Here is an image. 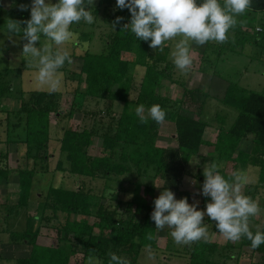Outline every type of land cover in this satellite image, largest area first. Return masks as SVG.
<instances>
[{"label": "trees", "instance_id": "trees-1", "mask_svg": "<svg viewBox=\"0 0 264 264\" xmlns=\"http://www.w3.org/2000/svg\"><path fill=\"white\" fill-rule=\"evenodd\" d=\"M200 2L202 0H197V3ZM220 2L223 4L222 0ZM112 3L113 0H101L97 9L105 5L108 7ZM2 4L0 0V10ZM260 12H264V0H252L251 7L237 18V25L229 31V38L233 34V41L228 43V39L223 44L219 43V46L214 44L213 48L218 52L224 53L227 50L241 54L246 45L264 47V20L257 17ZM115 29L107 36L106 48L102 53H91L88 49L81 54L76 51L71 53L72 60H82L79 83L86 86L84 92L78 89L74 93V100L80 96L89 101L107 100L124 104L123 113L115 115L110 125V130L114 129V135L99 138V144H96L97 137L92 128L81 131L65 128L58 138L60 152L68 163L67 170L82 182L77 189L49 187L39 191L35 183L38 181V174L49 171V161L53 157L50 153L53 119H71L78 109L64 112L63 95L59 91L51 94L48 91H32L27 96L22 92L20 109H6L2 106L1 99L10 93L11 85L3 79L0 71V143H15L19 150L25 151L16 169L9 165L8 152H0V189L2 184L9 182L11 174L17 172L19 207L11 208L12 211L25 212L26 226L13 239L16 244L21 242L32 248L28 258L13 260L0 257L6 264H70L78 254L83 255L84 261L89 256H95L102 264H109L111 253L128 260L129 264H147L140 260L142 253L147 249L159 248L158 230L151 219L154 206L150 202L138 204V198H133L128 203V212L120 214L117 208L109 209L107 204L119 199L122 189L119 188L108 198L104 192L97 190L94 181L100 179L105 186L116 182L122 188L127 185L144 186L148 197L154 196L158 190L156 184L161 181L162 191L167 188L176 194V199L187 197L189 201L191 193L181 189L187 177L204 182L205 178L198 167L196 172L188 168L203 146L213 150L216 154L214 160L225 164L220 173L226 178L235 170L247 171L251 167L259 169V184L247 185L245 195L255 200L259 189L264 187V90L258 92L241 88L214 71V78L222 83L216 85L217 88L225 89L220 103L236 109L238 116L230 127L223 125L218 130L215 141H208L205 139V133L210 128L207 119L191 110L194 102H201V92L185 89L187 91L181 100L160 95L158 88L160 82L167 78L169 65L160 64L162 58L158 50L153 52L149 46L150 41L139 40L130 30L125 35L121 34L119 24ZM129 56L132 57L128 58ZM204 62H207L208 70L213 65L206 55ZM70 66L66 62L61 71L68 72ZM138 68L145 69L139 85L135 78ZM136 89L137 98L132 100L131 93ZM187 97L191 104L187 102ZM141 104L146 110L156 104L165 110L164 122H172L176 126L177 148L157 145L163 124H157L151 119L147 123H140L135 109L130 110V105L137 107ZM200 107L202 111L203 102ZM246 139L253 141L250 152L241 149V143ZM93 149L94 153H91ZM58 166L64 170L62 161ZM210 199L204 196L203 202ZM1 200L0 192L2 206ZM119 203V207L124 204L122 201ZM136 204L135 212L132 213V205ZM142 211H146V216L140 223L137 221V213ZM91 218L94 219L93 223L90 222ZM35 221H39L41 229L46 227L57 232V247L37 243L41 229L33 230L31 224ZM204 221L213 224L212 232L220 235L215 221L207 216ZM250 230L254 234L259 231L253 228ZM149 235L152 237L150 240ZM72 236L78 241H74ZM241 239L240 254L254 256L255 264H264V244L253 249L248 239ZM172 243L174 242H169L167 248H171ZM186 247L191 249L188 251L189 264H222L232 260V252L237 249L230 242L221 245L211 239L209 242L198 241L193 246Z\"/></svg>", "mask_w": 264, "mask_h": 264}, {"label": "rangeland", "instance_id": "rangeland-1", "mask_svg": "<svg viewBox=\"0 0 264 264\" xmlns=\"http://www.w3.org/2000/svg\"><path fill=\"white\" fill-rule=\"evenodd\" d=\"M100 1L101 0H94L91 9L95 17L93 24L89 25L86 22L81 21L79 24L72 25L71 30L76 33V42L67 46L71 53L76 51L78 54H81L86 49H88L91 53H102L106 48L107 36L116 30L112 27L115 17H120L121 15L123 17V20L119 23V31L121 34L125 35L128 31L123 28L125 24L130 23L131 14L129 10L127 8L123 10L117 8L116 0H113L114 3L108 7L104 4L105 6L97 9L100 5ZM31 2L32 0H2V8L4 9L2 10V16L0 17V71L3 79L11 85V91L9 94L2 97L1 104L4 108L11 111L20 109L22 101L20 95L22 92L27 96V94L32 91H48L47 89L37 88L33 84V73L35 69L28 68L25 57L22 56L23 44L26 43V41L22 39L23 33L21 32L19 35H9L5 31L4 27L8 19L16 21H25L30 19V8L28 11H21L19 6L21 4L30 6ZM45 2L56 3L57 0H45ZM23 27H26V25L21 24V28ZM244 30H246V28H244ZM178 39L179 38L174 41L165 42L164 50L162 52L159 49H156L158 50L160 58H162V62L160 64L162 66L169 65L170 67L166 71L167 78L165 77V79L160 82L158 93L173 100H181L187 91H185V89H196L201 92L200 101L203 102L202 111L200 107L201 102H194L195 104L193 107L191 108L189 106V108H191L196 115L201 114L207 119L210 128H208L205 133V139L208 141H215L218 130L223 125L230 127L235 122L238 116V111L220 103V100L224 97L225 89L217 88L216 85L222 83H220L217 78H214V71H217L219 76L226 78L231 83L237 84L241 88L258 92L263 91L264 65L261 63V60L256 58L259 53H261V48L253 46V52L251 54L250 52L252 50L249 51L248 49L245 54H235L231 51L228 52L227 50L223 53L218 52L217 49L213 48L219 44L214 41H209L202 46L195 44V42H190L193 55V65L187 75H183L178 69H176L170 58V52ZM229 39L228 43L233 41V34ZM43 40L44 37H41V42H43ZM37 46H40L39 42L37 43ZM152 50L153 52L156 51L154 49ZM203 52L213 63L209 70L206 69L208 66L206 65L207 62H204L205 55ZM131 57L132 56H129L128 58ZM81 69L82 60L75 58L69 68V71L63 72V83L61 89L59 90V92L63 95L62 109H64V112H70L73 108L78 110L71 119L65 118L61 121L53 119V141L50 145V153L53 154V157L49 161V171L43 174L40 173L37 176L38 181L35 183V186L38 187L37 190L39 191L47 190L49 187L77 189V187L82 184L78 176L69 173L67 170L68 163L65 160L64 155L60 152V143L58 138H60L63 134V130L65 128L77 129L80 131L84 128H92L94 129L97 137L96 144H99V138H102L105 135H114V129L110 130L113 117L115 115H121L124 111V104L119 102H110L107 100H101L100 102L89 101L80 96L74 100V93L79 91L78 89H80V92H84L86 87L84 83H79ZM144 72V68H138L136 72L135 78L138 85L143 79ZM137 95L138 90L136 89L131 93V99L135 100ZM187 102L191 104L188 97ZM133 109H136V106L130 105V110ZM145 114H147L146 109ZM175 135V124L172 122H164L160 129L157 145L163 148H177L178 145ZM247 145L250 144L247 143ZM0 152H8L9 165L13 169L18 167L19 159L25 154V151L19 150L18 145L15 143L10 145L0 143ZM91 153H94V149ZM214 159H216V154L213 150H210L208 146H203L199 152V156H195L192 159L188 168L192 172H196L199 168L200 174L203 176L204 166L210 162H215L218 166V171L221 172L224 169L225 164ZM61 161L63 162L64 170L59 169L58 165ZM250 170L252 171L250 174L252 183L249 185H258L260 182L259 169L257 167H251L247 172L248 174ZM191 180L194 181L193 184ZM100 181V179L94 181V185L96 184L97 190L101 193L104 192L105 196L108 198L117 192L119 188L122 189L118 196L119 199L113 200L110 203L107 202V207L109 209L117 208L120 214H126L128 212V203H131L133 198H138V204L150 202L152 206H154V200L159 196V194L157 193L156 195L155 192L154 196L148 197V194L144 190V186L136 187L135 185H127V188H122L123 186L120 183L111 182L105 186V184ZM199 184V180H193L187 177L181 190L191 193V197L188 201L189 204L197 203V210H205L206 204L209 203V201L204 203V196L202 194H198L202 193L201 189L197 190ZM162 185L163 182L161 181H158L156 184L160 193L162 192ZM16 186H19V176L17 172L11 174L9 183L7 182L2 184L0 189L2 196L1 202L3 203L2 206L0 205V257L13 260L28 258L31 256L32 252V248L30 246L24 245L19 241H17L19 243L16 244V241L13 239L15 234H19L26 226L24 225L25 212L23 210L18 212H16V210L12 211L13 207H16L17 209L19 207V189ZM243 191L245 193L246 187ZM258 192L259 193L256 198L261 211L258 216L250 218L249 226L255 230L263 231L264 189H259ZM176 197L177 196L175 194V198ZM120 201L124 203L121 207H119ZM136 207L137 204L132 205V213L135 212ZM137 215V221L141 223L146 216V211L137 213ZM90 222L93 223L94 219L91 218ZM33 224H31V227L33 226L34 231L41 227L39 221H35ZM204 224L207 225L211 237L210 239L213 242H217L221 245H226L230 242L237 247V249L232 252L234 254V258L227 262H223L222 264L256 263V258L254 256L240 254L239 248L241 247L242 239L237 242L227 241L222 236L212 232L213 224H208L206 221H204ZM170 231L171 229L167 226H165L163 230H158L159 248L158 250L150 249L154 254V259L148 258L149 249H147L140 257L142 262L147 264H189L188 251L191 249L186 247L188 245H177L172 243L170 245L171 248H167L169 242H174L170 236ZM72 238L74 241H78L75 236H72ZM37 243L39 245L57 247L59 245L58 234L56 231H52V229L44 227L40 230V236L37 239ZM193 245L194 243L190 246ZM5 262V260L0 259V264H6ZM70 264H87V261L83 260L82 254H78L72 258Z\"/></svg>", "mask_w": 264, "mask_h": 264}, {"label": "clouds", "instance_id": "clouds-1", "mask_svg": "<svg viewBox=\"0 0 264 264\" xmlns=\"http://www.w3.org/2000/svg\"><path fill=\"white\" fill-rule=\"evenodd\" d=\"M94 0H57L56 3L45 0H32L31 5L21 4V11L30 8V19L16 21L8 19L5 31L9 35L23 33L22 56L27 67L35 69L33 84L37 88L47 89L51 94L58 92L63 83L61 69L65 63L72 64V55L67 47L76 42V33L71 30L73 24L81 21L91 25L95 17L91 11ZM252 0H116V7L127 8L131 14L130 30L136 38L150 41L149 46L161 52L165 42L178 41L170 52L172 63L181 74L187 75L193 65L190 42L204 45L209 41L223 44L229 39V31L238 23V17L251 7ZM123 17H117L112 27L115 29ZM243 23V21H240ZM21 24L26 27L21 28ZM259 30V29H258ZM41 37H44L41 42ZM39 42V47L37 43ZM140 123L149 119L163 124L166 112L160 105L147 109L139 105L135 109ZM202 194L210 197L205 210H197V203L189 204L187 197L176 199L175 194L164 188L154 200L151 219L157 230L167 226L170 236L177 245H192L198 241L209 242L210 233L204 224L205 216L216 222L218 233L227 241L237 242L246 238L251 247L257 249L264 244V232L250 230V218L260 214L257 200L244 194V188L252 183L245 170H235L226 178L218 171L215 162L204 166ZM151 235L148 236L150 240ZM148 258L154 254L148 250ZM87 264H102L95 256H89ZM109 264H129V261L115 253L110 254Z\"/></svg>", "mask_w": 264, "mask_h": 264}, {"label": "crops", "instance_id": "crops-1", "mask_svg": "<svg viewBox=\"0 0 264 264\" xmlns=\"http://www.w3.org/2000/svg\"><path fill=\"white\" fill-rule=\"evenodd\" d=\"M223 1V0H222ZM4 8H2L1 9V11H0V17L2 16L1 15V12H2V10H3ZM257 17H258V19H263L264 20V12H260L258 15H257ZM263 29V28H262ZM263 32H264V29H263ZM210 45V44H209ZM250 48V49H249ZM258 48H261V53H259V55L256 57V58H258L259 60H261V63L264 65V47H261V46H258ZM247 49L249 50V51H251L250 52V54L253 52V47L252 46H249V45H247L245 48H244V54H245V52H247ZM242 53V54H243ZM203 54H204V52H203ZM247 143H249L250 145H247ZM247 145V146H246ZM252 146H253V141H252V139H246V140H244L242 143H241V149L242 150H244V151H246V152H250L251 151V149H252ZM198 156H199V154H198ZM248 170L249 169H247V172H248ZM251 170L249 171V176H250V174H251ZM191 182H192V184H193V182L194 181H192L191 180ZM9 183V182H8ZM199 185H198V189L197 190H199V189H201L202 190V185H203V181H200L199 180ZM17 187V186H16ZM193 187V186H192ZM17 188H19V186L17 187ZM194 189V188H193ZM261 189H264V187H261L260 188V190ZM200 190V191H201ZM157 193L160 195V192H159V190H157L156 191V195H157ZM259 193V192H258ZM256 197H257V195H256ZM256 200H257V198H255ZM210 201H211V199H210ZM209 201V202H210ZM163 233V232H162ZM161 233V234H162Z\"/></svg>", "mask_w": 264, "mask_h": 264}, {"label": "built area", "instance_id": "built-area-1", "mask_svg": "<svg viewBox=\"0 0 264 264\" xmlns=\"http://www.w3.org/2000/svg\"><path fill=\"white\" fill-rule=\"evenodd\" d=\"M261 31V29H259Z\"/></svg>", "mask_w": 264, "mask_h": 264}]
</instances>
